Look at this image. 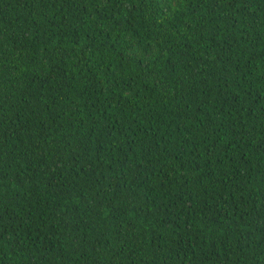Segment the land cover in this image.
Returning a JSON list of instances; mask_svg holds the SVG:
<instances>
[{"label":"trees","instance_id":"1","mask_svg":"<svg viewBox=\"0 0 264 264\" xmlns=\"http://www.w3.org/2000/svg\"><path fill=\"white\" fill-rule=\"evenodd\" d=\"M0 264H264V0H0Z\"/></svg>","mask_w":264,"mask_h":264}]
</instances>
